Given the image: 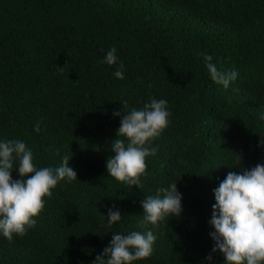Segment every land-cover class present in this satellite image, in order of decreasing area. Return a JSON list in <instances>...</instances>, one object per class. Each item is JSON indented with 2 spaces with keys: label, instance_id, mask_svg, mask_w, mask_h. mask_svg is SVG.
<instances>
[{
  "label": "trees",
  "instance_id": "trees-1",
  "mask_svg": "<svg viewBox=\"0 0 264 264\" xmlns=\"http://www.w3.org/2000/svg\"><path fill=\"white\" fill-rule=\"evenodd\" d=\"M0 264H264V0H0Z\"/></svg>",
  "mask_w": 264,
  "mask_h": 264
}]
</instances>
